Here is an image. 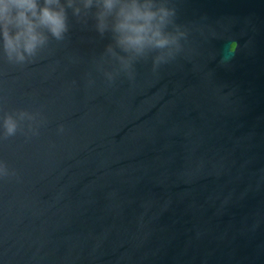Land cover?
<instances>
[{
	"label": "water",
	"instance_id": "1",
	"mask_svg": "<svg viewBox=\"0 0 264 264\" xmlns=\"http://www.w3.org/2000/svg\"><path fill=\"white\" fill-rule=\"evenodd\" d=\"M167 3L181 48L131 75L95 8L0 49V118L36 115L0 138V264H264V0Z\"/></svg>",
	"mask_w": 264,
	"mask_h": 264
},
{
	"label": "clouds",
	"instance_id": "2",
	"mask_svg": "<svg viewBox=\"0 0 264 264\" xmlns=\"http://www.w3.org/2000/svg\"><path fill=\"white\" fill-rule=\"evenodd\" d=\"M93 8L96 31L101 36L111 33L112 43L106 46V52L129 75L134 61L153 52L154 67L166 63L180 50V40L186 36L174 25L176 11L167 0H0V49L11 63H29L50 38H65L68 9L80 17ZM170 26L174 30H169ZM236 50L234 46L230 51ZM105 75L113 78L112 73ZM35 119V114L25 110L3 116L0 138L16 135L22 122ZM8 175L7 165L0 162V177Z\"/></svg>",
	"mask_w": 264,
	"mask_h": 264
},
{
	"label": "flooded vegetation",
	"instance_id": "3",
	"mask_svg": "<svg viewBox=\"0 0 264 264\" xmlns=\"http://www.w3.org/2000/svg\"><path fill=\"white\" fill-rule=\"evenodd\" d=\"M233 47H234V44H231V45H230V48L232 49Z\"/></svg>",
	"mask_w": 264,
	"mask_h": 264
}]
</instances>
